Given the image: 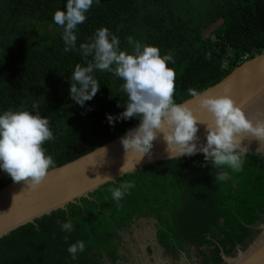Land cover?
<instances>
[{
    "label": "trees",
    "instance_id": "1",
    "mask_svg": "<svg viewBox=\"0 0 264 264\" xmlns=\"http://www.w3.org/2000/svg\"><path fill=\"white\" fill-rule=\"evenodd\" d=\"M65 4L0 0V113L31 111L33 103L39 104L56 137L44 145L55 166L139 123L136 118L108 123L107 115H119L127 100L118 90L123 81L111 73H95L99 91L83 107L69 96L74 66L84 61L79 52L65 51L62 28L53 21L54 12L65 10ZM86 15L78 28L77 48L96 29L107 27L129 52L128 36L158 47L161 55L171 51L175 63L168 67L176 73V102L189 97V88L200 91L264 51V0H100ZM24 18L50 22L54 33L29 49L11 50ZM246 156L243 171L231 173L226 182L215 181L217 169L201 166L202 153L167 158L117 177L111 186L135 183L121 208L104 183L0 236V264H117L121 232L144 215L151 216L154 240L163 252L189 259L196 247L200 264H224L222 255L240 246L264 215V158L259 152ZM10 181L0 169V187ZM58 220H70L73 230L62 231ZM77 241H84L85 249L74 259L67 248Z\"/></svg>",
    "mask_w": 264,
    "mask_h": 264
},
{
    "label": "clouds",
    "instance_id": "2",
    "mask_svg": "<svg viewBox=\"0 0 264 264\" xmlns=\"http://www.w3.org/2000/svg\"><path fill=\"white\" fill-rule=\"evenodd\" d=\"M94 2L98 5L100 0H66L65 10L57 9L53 14V21L62 28L65 51L79 52L84 61L83 64L77 63L71 74V99L83 107L99 91L95 73H111L123 81L118 90L126 94L127 100L123 112L115 117L107 115L108 123L114 126V121L139 120L138 127L129 129L120 139L126 155L130 152L135 154L137 162L151 156L153 141L162 137L169 157H191L202 153L204 163L201 166L218 170L214 173L216 182L229 181L231 173L243 171L247 147L242 146V142H264V120L249 119L229 95L205 97L194 88H189L188 94L198 98L199 108L211 116L210 123L199 120L186 104L176 103V73L168 67L169 62L175 63L171 51L161 55L158 47L128 36L129 52L121 48L120 38L107 27L96 29L88 42L80 43L77 48L79 25L86 21V14ZM39 109V104L33 103L31 111L5 110L0 113V169L13 182L26 183L28 189H36L55 167V161L47 154L44 145L56 137L50 129L49 119L42 116ZM198 124L204 125L206 130L202 144L197 143ZM99 151L105 154L107 150L102 148ZM127 172L124 164L120 173L125 175ZM97 178L110 185L107 191L117 208L123 206L121 201L126 195H131L130 190L135 187L134 181L113 187L111 185L116 179L109 176ZM57 223L62 231L73 230L70 220H58ZM84 249V241H77L67 251L75 259Z\"/></svg>",
    "mask_w": 264,
    "mask_h": 264
},
{
    "label": "water",
    "instance_id": "3",
    "mask_svg": "<svg viewBox=\"0 0 264 264\" xmlns=\"http://www.w3.org/2000/svg\"><path fill=\"white\" fill-rule=\"evenodd\" d=\"M205 97L229 95L235 104L252 120H264V51L242 61L214 84L199 91ZM178 104H186L199 119L211 122V116L199 108L198 98L191 96ZM139 123L129 129L138 127ZM198 144L205 142L206 130L198 124ZM104 142L92 150L50 169L42 183L36 189H28L24 182L10 181L0 187V236L33 219L64 207L75 199L104 184L97 176H109L112 179L122 176L120 168L125 167L130 173L157 161L172 158L166 150L162 137L153 141L151 156H145L138 162L133 153L125 154L120 143L126 132ZM247 153L253 149L264 148V142L247 140L242 142ZM106 149L102 153L99 149ZM97 178V179H96ZM225 264H264V232L245 253L233 260L222 255Z\"/></svg>",
    "mask_w": 264,
    "mask_h": 264
},
{
    "label": "rangeland",
    "instance_id": "4",
    "mask_svg": "<svg viewBox=\"0 0 264 264\" xmlns=\"http://www.w3.org/2000/svg\"><path fill=\"white\" fill-rule=\"evenodd\" d=\"M217 23H212L204 31V35H207ZM53 33L54 25L52 23L24 18L18 24L14 34L15 39L10 42L9 48L15 51L29 49L44 39L50 38ZM253 150L259 152L264 158V148ZM137 222L138 226L132 225L121 232L122 247L119 249V253L122 255V259L117 264H194V262L200 264L196 247L190 249L191 256L187 255L189 259L183 253L178 254L175 259L169 255L170 253L162 252L154 240V228L150 223L152 222L151 216L144 215ZM263 232L264 215L255 225L253 233L227 257L233 260L239 258L240 254L245 253L257 242Z\"/></svg>",
    "mask_w": 264,
    "mask_h": 264
},
{
    "label": "crops",
    "instance_id": "5",
    "mask_svg": "<svg viewBox=\"0 0 264 264\" xmlns=\"http://www.w3.org/2000/svg\"><path fill=\"white\" fill-rule=\"evenodd\" d=\"M143 217H144V216H143ZM143 217H140V218L135 219V220H134V223H133V226H136V225L138 226V222H137V221H138L139 219L143 218ZM150 223H151V225H152V222H150ZM126 229H128V228H126ZM124 230H125V229H124ZM124 230H123V231H124ZM162 252H163V251H162ZM166 253H167V252H166ZM169 255L172 257L171 254H169ZM121 259H122V258H121ZM119 261H121V260H119ZM177 262H178V260H177ZM180 262H181V261H180Z\"/></svg>",
    "mask_w": 264,
    "mask_h": 264
}]
</instances>
